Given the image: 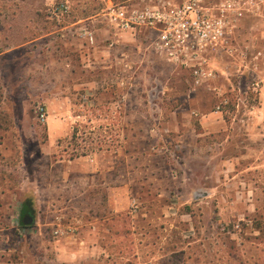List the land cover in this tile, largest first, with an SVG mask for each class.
I'll return each mask as SVG.
<instances>
[{"label":"rangeland","instance_id":"374dc122","mask_svg":"<svg viewBox=\"0 0 264 264\" xmlns=\"http://www.w3.org/2000/svg\"><path fill=\"white\" fill-rule=\"evenodd\" d=\"M164 1L0 0V264H264V5L195 82L104 14Z\"/></svg>","mask_w":264,"mask_h":264},{"label":"built area","instance_id":"2783aa9c","mask_svg":"<svg viewBox=\"0 0 264 264\" xmlns=\"http://www.w3.org/2000/svg\"><path fill=\"white\" fill-rule=\"evenodd\" d=\"M260 5H264V0H179L164 1L159 6L122 3L111 4L104 14L108 24L118 31L155 30L158 48L169 60L191 68V75L198 82L202 76L211 75L202 67L206 53L224 48L229 32L244 11L254 12ZM84 29L92 42V31ZM38 113L44 120V107L39 106ZM60 232L58 228L53 231Z\"/></svg>","mask_w":264,"mask_h":264},{"label":"crops","instance_id":"0c3cea01","mask_svg":"<svg viewBox=\"0 0 264 264\" xmlns=\"http://www.w3.org/2000/svg\"><path fill=\"white\" fill-rule=\"evenodd\" d=\"M46 118V117H45ZM101 172V171H100ZM85 174H87L88 175V178H89V180H88V184L90 185V187H92L93 186V184H92V182H91V178H93L94 177V175H96L97 174V170L96 171H87V173H85ZM100 174V173H99ZM94 184H99V185H101V184H103L101 181H99V182H97V183H94ZM23 195H25L24 193H22L21 194V197L20 198H22V199H20V201L19 202H22V200H24V197H23ZM97 223H98V221H96V220H94V221H91L89 224H88V226H96L97 225ZM93 247V249H96V246H92ZM104 251V250H103ZM99 262H103V263H107L108 262V259H105V258H100V260H99Z\"/></svg>","mask_w":264,"mask_h":264},{"label":"trees","instance_id":"16d2710c","mask_svg":"<svg viewBox=\"0 0 264 264\" xmlns=\"http://www.w3.org/2000/svg\"><path fill=\"white\" fill-rule=\"evenodd\" d=\"M29 204L27 200H25V203L22 205V209H21V219H20V223L23 225V226H27V224H24L23 223V215L24 213H27V212H30L31 211V206L27 205Z\"/></svg>","mask_w":264,"mask_h":264},{"label":"water","instance_id":"95a60500","mask_svg":"<svg viewBox=\"0 0 264 264\" xmlns=\"http://www.w3.org/2000/svg\"><path fill=\"white\" fill-rule=\"evenodd\" d=\"M32 220H33L32 215L28 214V215H26V216L23 218V223L28 225L29 223L32 222Z\"/></svg>","mask_w":264,"mask_h":264},{"label":"flooded vegetation","instance_id":"af4514ba","mask_svg":"<svg viewBox=\"0 0 264 264\" xmlns=\"http://www.w3.org/2000/svg\"><path fill=\"white\" fill-rule=\"evenodd\" d=\"M30 214V212L24 213L23 217L24 218L26 215Z\"/></svg>","mask_w":264,"mask_h":264}]
</instances>
